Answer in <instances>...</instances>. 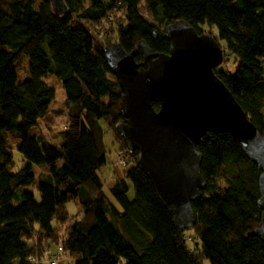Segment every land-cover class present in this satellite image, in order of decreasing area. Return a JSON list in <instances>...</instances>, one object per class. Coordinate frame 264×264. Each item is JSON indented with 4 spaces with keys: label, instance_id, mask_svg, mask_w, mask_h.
Segmentation results:
<instances>
[{
    "label": "trees",
    "instance_id": "trees-1",
    "mask_svg": "<svg viewBox=\"0 0 264 264\" xmlns=\"http://www.w3.org/2000/svg\"><path fill=\"white\" fill-rule=\"evenodd\" d=\"M66 10L54 13L47 0H0V264H47V256L61 246L70 264H264V235L252 230L259 208L258 169L242 154L227 132H209L201 144L199 170L205 184L191 202L193 248L184 230L174 228L145 174L134 164V152L123 147L113 130L119 89L108 71L101 47H92L93 25L106 31L114 26L115 40L125 49L144 39L152 50L166 51L161 29L143 17L140 0H64ZM145 9L163 24L175 18L214 26L215 39L236 60L231 72L213 67L248 118L264 135V0H142ZM76 16L90 27L71 25ZM124 22H121L117 15ZM92 32V33H91ZM27 56V77L17 78L14 62ZM50 73L64 92L61 106H50L54 89L42 77ZM262 82L261 88H251ZM57 130L59 141L46 140L41 122ZM104 117L118 141L117 151L130 159L108 190L118 210L101 191L96 169L105 160L97 122ZM20 166L11 169L13 150ZM124 151V152H123ZM61 162L56 164V159ZM33 164L45 170L31 189ZM91 186V191L84 188ZM131 187L132 196L127 192ZM73 199L78 217L65 202ZM36 224V227L34 226ZM254 223V225H252Z\"/></svg>",
    "mask_w": 264,
    "mask_h": 264
},
{
    "label": "water",
    "instance_id": "water-1",
    "mask_svg": "<svg viewBox=\"0 0 264 264\" xmlns=\"http://www.w3.org/2000/svg\"><path fill=\"white\" fill-rule=\"evenodd\" d=\"M47 2L56 14L66 10L64 0ZM161 32L167 39L166 51L152 50L138 38L139 59L118 40L101 45L119 89L120 117L113 130L125 149L134 152V164L177 230L193 224L191 202L205 184L196 145L209 132L227 131L258 169L259 213L252 230L264 235V135L213 70L224 47L211 33L197 30L183 18L164 23Z\"/></svg>",
    "mask_w": 264,
    "mask_h": 264
},
{
    "label": "rangeland",
    "instance_id": "rangeland-1",
    "mask_svg": "<svg viewBox=\"0 0 264 264\" xmlns=\"http://www.w3.org/2000/svg\"><path fill=\"white\" fill-rule=\"evenodd\" d=\"M39 3V0H32V5L34 8L37 7V4ZM138 10L141 13L143 17L148 19L150 22L153 23L155 28L161 29L163 26V23L160 20L154 19L151 14L145 9L144 2L142 0L139 1L138 4ZM121 22H124L123 18L118 14L117 15ZM71 25H79L83 27H90V21L86 18H81L75 15V13H72V16L69 20ZM95 30H98L96 33H92V47L93 48H98L101 47L102 44L108 43L112 40H115V29L114 26L106 29V31L98 29V25H93ZM197 27L200 28V30L211 32L212 34L216 33L215 27L212 25L208 27L206 24H198ZM209 32V33H210ZM217 42H222L220 39H217ZM220 44V43H219ZM223 46V44H220ZM223 49V53H224ZM222 53V54H223ZM225 60L220 61L215 67L221 69L224 72H231L235 65H236V60L233 58V56L230 53L225 54ZM259 60L261 61L262 68L264 71V55L262 57H259ZM15 70L17 73V78L20 79L21 77H27L28 72H27V56L25 54H21L14 62ZM42 79L51 85L54 89V98L50 101L49 105L50 106H61L63 104V99H64V92L62 87L57 83L56 79L50 74L47 73L42 77ZM263 86L262 82H256L251 88H261ZM260 112L262 114V117L264 119V105L260 109ZM64 120V115H58L55 116L53 120V126L51 128L45 127L41 122H38L36 126H32L29 129V133H35L36 131H41L44 138L50 142H58L59 141V135L57 134V130L60 126H62ZM97 122L100 126L101 133H102V141L104 144V153H105V160L102 164L98 166L96 169V174L101 178V186L100 189L106 196V198L119 210L120 207L118 204L114 201L112 198L108 186L111 184L112 180L115 178V172L112 170L115 162L117 160V148H118V141L115 139L113 135V131L111 128L107 125L105 118L100 116L97 118ZM123 145V144H122ZM124 147V145H123ZM125 148V147H124ZM124 152V151H123ZM124 157V160L127 162L130 157L126 153L122 154ZM61 162L60 158L56 159V164H59ZM125 162V163H126ZM21 160H20V153L17 150H13L12 153V162L9 165L11 169H17L20 166ZM124 165V164H123ZM42 170V167H40L37 164H33L31 167V172L34 175V181L32 184H27V185H22L20 189H31L33 192V195L36 199H38V191L35 187L36 181L41 177L45 176V170ZM119 176V175H118ZM84 188L87 189V191H91V186L89 184H85ZM127 196L131 197L132 196V191L131 187H129ZM65 207L67 209V212L69 215L73 214L78 217V213L76 211V204L73 199H69L65 202ZM254 225V223L252 224ZM185 234V242L188 244L190 247L193 248L194 244V234L190 229H186L184 231ZM42 262L45 264V258L44 256L42 257ZM60 264H70L69 260H62ZM201 264H209L208 260L206 258H202Z\"/></svg>",
    "mask_w": 264,
    "mask_h": 264
},
{
    "label": "built area",
    "instance_id": "built-area-1",
    "mask_svg": "<svg viewBox=\"0 0 264 264\" xmlns=\"http://www.w3.org/2000/svg\"><path fill=\"white\" fill-rule=\"evenodd\" d=\"M117 156H118V157H117V161H118L121 165H123L124 162H125V160H124V157H123L121 151L118 152ZM63 257H64V254L61 252V246H60L59 243H57V244L55 245V250H54L51 254H49V255L47 256L46 261H47V264H55L58 260H60V259L63 258Z\"/></svg>",
    "mask_w": 264,
    "mask_h": 264
},
{
    "label": "crops",
    "instance_id": "crops-1",
    "mask_svg": "<svg viewBox=\"0 0 264 264\" xmlns=\"http://www.w3.org/2000/svg\"><path fill=\"white\" fill-rule=\"evenodd\" d=\"M123 167V165H121L117 160L115 162V165L113 167V171L115 172V176H118L120 174L121 168ZM34 226L36 227V224L34 223Z\"/></svg>",
    "mask_w": 264,
    "mask_h": 264
},
{
    "label": "flooded vegetation",
    "instance_id": "flooded-vegetation-1",
    "mask_svg": "<svg viewBox=\"0 0 264 264\" xmlns=\"http://www.w3.org/2000/svg\"><path fill=\"white\" fill-rule=\"evenodd\" d=\"M137 59H139V58H137ZM215 67V66H214Z\"/></svg>",
    "mask_w": 264,
    "mask_h": 264
}]
</instances>
